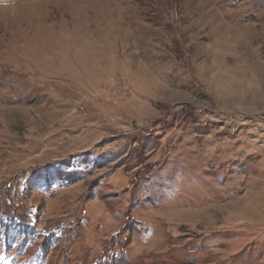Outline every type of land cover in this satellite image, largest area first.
<instances>
[{
    "label": "rangeland",
    "instance_id": "1",
    "mask_svg": "<svg viewBox=\"0 0 264 264\" xmlns=\"http://www.w3.org/2000/svg\"><path fill=\"white\" fill-rule=\"evenodd\" d=\"M108 260L264 264V0H0V264Z\"/></svg>",
    "mask_w": 264,
    "mask_h": 264
},
{
    "label": "crops",
    "instance_id": "2",
    "mask_svg": "<svg viewBox=\"0 0 264 264\" xmlns=\"http://www.w3.org/2000/svg\"><path fill=\"white\" fill-rule=\"evenodd\" d=\"M122 254V253H121ZM117 256H119V254H117L115 257H117ZM109 259V258H108ZM107 260V259H106ZM112 262V260H108V262H105L104 264H106V263H111ZM113 263H114V261H113Z\"/></svg>",
    "mask_w": 264,
    "mask_h": 264
}]
</instances>
